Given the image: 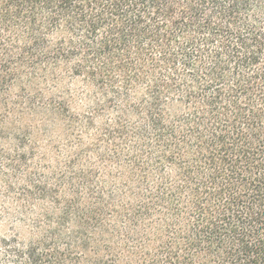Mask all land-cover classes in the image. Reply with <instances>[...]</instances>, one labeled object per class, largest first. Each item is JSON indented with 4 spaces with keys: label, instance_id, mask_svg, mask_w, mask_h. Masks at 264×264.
<instances>
[{
    "label": "trees",
    "instance_id": "trees-1",
    "mask_svg": "<svg viewBox=\"0 0 264 264\" xmlns=\"http://www.w3.org/2000/svg\"><path fill=\"white\" fill-rule=\"evenodd\" d=\"M119 259L264 264V0H0V264Z\"/></svg>",
    "mask_w": 264,
    "mask_h": 264
},
{
    "label": "rangeland",
    "instance_id": "rangeland-1",
    "mask_svg": "<svg viewBox=\"0 0 264 264\" xmlns=\"http://www.w3.org/2000/svg\"><path fill=\"white\" fill-rule=\"evenodd\" d=\"M136 250V249H135ZM119 264H122V260L121 259H119ZM133 264H135V263H133Z\"/></svg>",
    "mask_w": 264,
    "mask_h": 264
}]
</instances>
